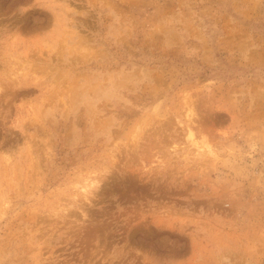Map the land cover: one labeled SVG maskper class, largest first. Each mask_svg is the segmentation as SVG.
I'll return each instance as SVG.
<instances>
[{
    "label": "rangeland",
    "instance_id": "obj_1",
    "mask_svg": "<svg viewBox=\"0 0 264 264\" xmlns=\"http://www.w3.org/2000/svg\"><path fill=\"white\" fill-rule=\"evenodd\" d=\"M0 264H264V0H0Z\"/></svg>",
    "mask_w": 264,
    "mask_h": 264
},
{
    "label": "bare ground",
    "instance_id": "obj_2",
    "mask_svg": "<svg viewBox=\"0 0 264 264\" xmlns=\"http://www.w3.org/2000/svg\"><path fill=\"white\" fill-rule=\"evenodd\" d=\"M188 113H191V111H189ZM188 113H187V114H188ZM188 115H189V114H188ZM190 116H193V114H192V115H190ZM188 136H190V137H192V136H193V135H192V133H191V131H190V133L188 134ZM188 136H187V137H188ZM192 138H193V137H192Z\"/></svg>",
    "mask_w": 264,
    "mask_h": 264
}]
</instances>
